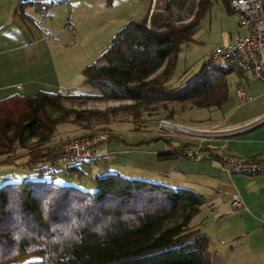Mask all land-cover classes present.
Returning a JSON list of instances; mask_svg holds the SVG:
<instances>
[{"label": "trees", "instance_id": "16d2710c", "mask_svg": "<svg viewBox=\"0 0 264 264\" xmlns=\"http://www.w3.org/2000/svg\"><path fill=\"white\" fill-rule=\"evenodd\" d=\"M217 1L230 9V0H198L193 18L182 24L174 20L172 1L166 2L162 27H151L148 14L141 20L131 19L97 61L83 71L84 84L96 88V96H71L59 90L34 97L14 94L0 100V157L25 151L16 158L17 165L34 176L0 185V264L32 252L40 258L27 264H217L203 230L207 222L194 223L208 202L203 194L129 179L106 167L95 177L94 192L60 185L56 182L60 171L54 167L59 149L50 146L62 124L82 127L84 134L77 138H85L117 119L130 120L134 131L140 133L151 131L147 122L161 112L170 121L186 106L210 110V114L221 110L231 95L229 76L234 70L206 59L201 69L186 74L180 85L172 82L182 45L194 41L200 20ZM65 2L70 0L60 3ZM51 4L54 1L38 2L35 8L48 9ZM73 98L131 104L101 112L64 109L62 102ZM51 111L61 116L54 118ZM109 131L111 142H125ZM32 140L35 144L29 146ZM163 140L168 148L158 153L160 161L187 158L194 148L176 144L173 138L160 136L157 141ZM91 163L69 166L66 173L84 176L87 173L80 167ZM5 165H12L10 159L0 162Z\"/></svg>", "mask_w": 264, "mask_h": 264}, {"label": "rangeland", "instance_id": "374dc122", "mask_svg": "<svg viewBox=\"0 0 264 264\" xmlns=\"http://www.w3.org/2000/svg\"><path fill=\"white\" fill-rule=\"evenodd\" d=\"M31 1H42L44 3L54 1V4L48 5L49 7L46 13L40 14L34 12V14L41 20L44 25V30L49 33V45L52 47L50 48L53 53L57 72L56 88L66 95L96 96L99 94L98 90L90 85L84 84L85 78L83 71L87 66L95 63L99 56L108 49L113 37L120 29L131 19L141 20L147 14L149 15V25L151 27H162L164 25L167 1L174 3V20L177 24L189 22L196 13L198 0H153L154 5L151 4L152 1L150 0H70V2L65 3L60 2L66 0ZM32 8L34 9V7H31V10ZM239 30L241 28L236 15L221 1L215 2L211 10L200 20L194 35V41L182 45L176 69L172 75V82H176L175 85H180L185 79L183 77L186 74L198 72L211 50L214 47L225 46L234 42ZM238 80L234 73L229 76L230 91H237L240 86V84L237 85ZM245 90L247 92L246 88ZM82 99L84 100L77 101L78 99L76 98H73V100H64L62 102L64 109L101 112L110 108H120L124 105L131 104V102L127 101L105 102L100 100L87 101L86 98ZM238 106L243 107L245 105L238 103ZM186 108L181 109L176 120L170 121L200 129H212L214 127L223 129L232 127L226 125V122H223L222 110L211 111L210 114V110H189ZM51 115L54 118L61 116L56 111H51ZM210 116L213 117V122L207 120ZM165 117L166 114L163 112L154 115L153 119L147 122V128L152 130L146 132H135L134 124L126 119L123 121L117 119L109 127L114 133L120 135L130 143H133L132 139H136L138 142L143 141L140 144L143 145V143H146L147 145L149 143L147 140L161 136L173 138L175 143L182 145L181 141L185 139L183 135L179 136L177 134L176 136L169 137L156 132L158 121L163 120ZM199 120L203 121L200 122ZM86 123L84 122L80 125L84 126ZM103 127L105 130L100 133H109L112 135L109 131L110 129H108L109 127L105 125ZM81 128L69 123L58 126L57 131L51 139L50 146L59 148L62 142L72 140L69 138H77L85 131ZM190 141L194 142L193 140ZM32 144H35L33 140L28 143L29 146ZM23 152L25 151L21 150L10 158L0 157V162L9 159L12 162V165L0 166V185L5 182H20L25 177L34 178L31 171L17 165L20 162L16 158L19 154H23ZM114 157L115 155L112 158ZM69 166L72 165L59 163L54 165L55 169L60 171L56 182L60 185H77L86 191L94 192L97 189L95 177L105 167H109L112 172L116 173V163L111 162L107 164L104 160H97L89 165H82L80 168L85 170L87 174L81 177L73 173L67 174L66 170ZM174 177H176L174 179H178L177 175H174ZM174 179H172L173 182L177 181ZM212 195L214 197L213 200L207 203L209 206L206 204L202 208L201 213L195 218L194 223L207 222L204 229L210 239V249L214 254L215 261L217 264H255L253 263L254 258L248 253L246 248H243V253L241 254H239V251L238 253H231L230 247L232 246V242H236L231 238L233 236L231 232L233 231L234 223L227 215L209 213L211 212L210 207L213 205L220 206L222 203L220 196H216V193ZM39 258V253L32 252L12 261L11 264H27L34 260H39Z\"/></svg>", "mask_w": 264, "mask_h": 264}, {"label": "crops", "instance_id": "0c3cea01", "mask_svg": "<svg viewBox=\"0 0 264 264\" xmlns=\"http://www.w3.org/2000/svg\"><path fill=\"white\" fill-rule=\"evenodd\" d=\"M38 2L42 1L0 0V100L14 94L34 97L42 92L59 91L56 88L57 72L52 47L49 45V33L34 14L46 13L47 9L44 6L36 9L35 4ZM31 7L34 9L31 10ZM245 34L246 31L241 29L236 37ZM234 75L239 79L237 85H244L255 100L239 107L236 91H231L229 100L221 110L223 122L232 127L252 122L264 114V83L250 73L242 75L234 72ZM159 137L147 140L152 143H143L140 147L138 145L143 141L138 142L136 139H132L133 143L126 140L110 141L106 148L115 157L104 161L107 164L115 162V171L126 178L194 190L203 194L208 202L213 200L212 194L216 193V196L221 197L222 203L220 206L210 207L209 213L227 215L234 223L231 238L236 242H232L231 253L239 251L241 254L243 248H246L254 258L253 263L264 264V235L260 218L264 212V175H234L219 159L194 161L183 157L173 161H160L158 153L168 147L163 141H157ZM181 143L193 145V150L203 147L206 149L203 153L214 158L235 154L264 161V122L253 128L197 141L186 137ZM174 175L178 179H174ZM172 179L179 182L174 183L177 181L173 182ZM236 194L240 196L242 205L232 209L231 200ZM203 230L205 231L204 228Z\"/></svg>", "mask_w": 264, "mask_h": 264}, {"label": "built area", "instance_id": "2783aa9c", "mask_svg": "<svg viewBox=\"0 0 264 264\" xmlns=\"http://www.w3.org/2000/svg\"><path fill=\"white\" fill-rule=\"evenodd\" d=\"M229 6L231 12L238 18L240 28L245 30L246 34L244 36H237L234 42L228 45L214 47L208 54L207 59L225 70H234L242 75L250 73L254 78L264 83V0H230ZM236 96L240 105H246L255 100L254 96L249 95L242 85L238 87ZM263 122L264 114L252 122L236 127H227L224 129L214 127L207 130L173 123L167 119H163L158 122L156 132L169 137L176 136L177 134L179 136L183 135L185 138L188 137L189 139L197 141L253 128ZM110 136L109 133H99L91 137L64 141L58 148L59 155L55 162L76 166L82 163H93L97 160L110 161L114 156L106 148ZM186 156L194 161L201 159L211 160L209 155L201 153L198 149L189 150ZM219 159V162L234 175H264V161L247 159L235 154H224ZM241 205L242 201L240 196L237 194L233 195L231 200L232 208L237 209ZM260 218L264 235V212Z\"/></svg>", "mask_w": 264, "mask_h": 264}]
</instances>
